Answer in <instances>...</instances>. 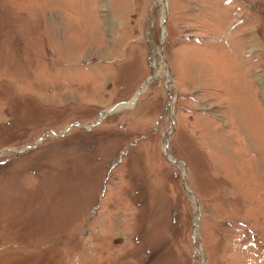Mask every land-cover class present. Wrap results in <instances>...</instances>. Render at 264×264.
Masks as SVG:
<instances>
[{
    "label": "rangeland",
    "instance_id": "obj_1",
    "mask_svg": "<svg viewBox=\"0 0 264 264\" xmlns=\"http://www.w3.org/2000/svg\"><path fill=\"white\" fill-rule=\"evenodd\" d=\"M0 264H264V0H0Z\"/></svg>",
    "mask_w": 264,
    "mask_h": 264
}]
</instances>
